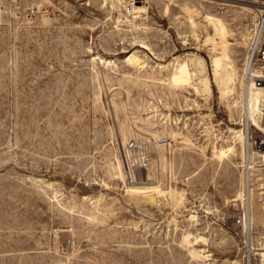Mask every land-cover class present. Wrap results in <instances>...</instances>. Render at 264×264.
Returning <instances> with one entry per match:
<instances>
[{"label": "rangeland", "instance_id": "obj_1", "mask_svg": "<svg viewBox=\"0 0 264 264\" xmlns=\"http://www.w3.org/2000/svg\"><path fill=\"white\" fill-rule=\"evenodd\" d=\"M263 12L0 0V264H264V102L256 124L245 100Z\"/></svg>", "mask_w": 264, "mask_h": 264}, {"label": "built area", "instance_id": "obj_2", "mask_svg": "<svg viewBox=\"0 0 264 264\" xmlns=\"http://www.w3.org/2000/svg\"><path fill=\"white\" fill-rule=\"evenodd\" d=\"M248 32L250 37L248 48L250 64L245 74V84L255 88H264V12L249 24ZM259 143L260 146L264 145L263 140H259ZM129 146L133 148L134 144ZM236 224L244 231H249V213L241 214L237 218Z\"/></svg>", "mask_w": 264, "mask_h": 264}, {"label": "bare ground", "instance_id": "obj_3", "mask_svg": "<svg viewBox=\"0 0 264 264\" xmlns=\"http://www.w3.org/2000/svg\"><path fill=\"white\" fill-rule=\"evenodd\" d=\"M209 21L212 24L216 35L219 36L221 40L225 39L227 32H226V28H225L224 24L222 23V21L219 20L218 18H213V17H209ZM249 64L250 63L247 62V69L249 68ZM214 66H215V71L217 72V74L220 73L219 71H221L220 69L222 67V58H216L214 60ZM247 69H246V71H247ZM192 80H194V79H192V74L187 70L186 67L181 66L179 72L176 75H173V79L170 81L174 82V83H184V85L190 86L192 84ZM202 81L205 84L208 82L206 78H203ZM245 87L247 88V91L245 90L247 93L245 100H246V104H247L246 114L248 117V121L253 120L254 123L257 124L258 123L257 122L258 121L257 116L260 115V109H261L262 103L264 102V99H263L264 95L262 92L264 90H262L263 88H255L254 86H248V85H246ZM223 89H224V91H223V94H224L227 92V91H225L226 87ZM222 156H224V153H222ZM249 156H250V154H249ZM262 256L264 257V254Z\"/></svg>", "mask_w": 264, "mask_h": 264}]
</instances>
